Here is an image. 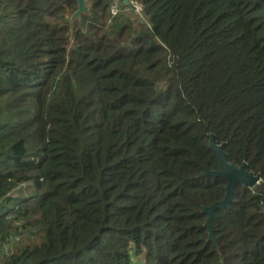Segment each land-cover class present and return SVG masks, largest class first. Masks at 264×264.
<instances>
[{
  "label": "trees",
  "instance_id": "16d2710c",
  "mask_svg": "<svg viewBox=\"0 0 264 264\" xmlns=\"http://www.w3.org/2000/svg\"><path fill=\"white\" fill-rule=\"evenodd\" d=\"M111 1L0 0V264H264V0Z\"/></svg>",
  "mask_w": 264,
  "mask_h": 264
},
{
  "label": "water",
  "instance_id": "95a60500",
  "mask_svg": "<svg viewBox=\"0 0 264 264\" xmlns=\"http://www.w3.org/2000/svg\"><path fill=\"white\" fill-rule=\"evenodd\" d=\"M78 4L77 11L71 17L70 22L74 23L79 21L83 14L89 15L90 9L87 5V0H75ZM124 6H128L127 0H118ZM210 149L217 156L220 170L219 171H206L204 177L222 178L227 183L226 195L223 201L214 203L210 207H205L202 211L203 214L208 215V219L205 227L209 230V239L215 244L219 251L218 239L214 234L213 221L216 219V212L218 210H225L230 206L234 200L236 189L239 185L251 190L260 183L259 176H255L253 173L247 172V165L236 166L234 163H230L228 156L223 151V146H219L214 136H211L209 142Z\"/></svg>",
  "mask_w": 264,
  "mask_h": 264
},
{
  "label": "rangeland",
  "instance_id": "374dc122",
  "mask_svg": "<svg viewBox=\"0 0 264 264\" xmlns=\"http://www.w3.org/2000/svg\"><path fill=\"white\" fill-rule=\"evenodd\" d=\"M112 4L113 5H116V17L118 16V15H120V14H122V12H123V8H125L124 7V5L122 4V3H120L118 0H114L113 2H112ZM111 4V5H112ZM123 6V8H121ZM110 9H111V6H110ZM126 12L128 13V14H131L132 16H133V18L135 19V20H137V21H145V17H144V15L142 14V12H140V13H136L135 12V10L133 9V6L132 5H129L128 7H127V10H126ZM116 17H113V18H116ZM6 252H8V249H6Z\"/></svg>",
  "mask_w": 264,
  "mask_h": 264
},
{
  "label": "built area",
  "instance_id": "2783aa9c",
  "mask_svg": "<svg viewBox=\"0 0 264 264\" xmlns=\"http://www.w3.org/2000/svg\"><path fill=\"white\" fill-rule=\"evenodd\" d=\"M132 6H133V9L135 10V12L136 13H140L141 12V10H142V7L139 5V4H137V3H135V2H132ZM116 5H111V14H112V16H115L116 15Z\"/></svg>",
  "mask_w": 264,
  "mask_h": 264
},
{
  "label": "clouds",
  "instance_id": "9594fccd",
  "mask_svg": "<svg viewBox=\"0 0 264 264\" xmlns=\"http://www.w3.org/2000/svg\"><path fill=\"white\" fill-rule=\"evenodd\" d=\"M113 1H114V0H112V1L110 2V6H111V4H112ZM127 1L129 2L128 6H129V5H132V2H135V3L139 4V5L142 7L141 12H142V14H143V6H142L140 3L136 2L135 0H127ZM87 5H88V4H87ZM110 6H109L110 17H111L112 19H114L113 17H116V15H115V16H112ZM128 6H125V7H128ZM88 7H89V6H88ZM110 23H111V21H110ZM260 183H261V181H260ZM260 183H259V184H260ZM259 184H258V185H259ZM258 185H257V186H258ZM253 189H254V188H253ZM253 189H251V190H253Z\"/></svg>",
  "mask_w": 264,
  "mask_h": 264
}]
</instances>
